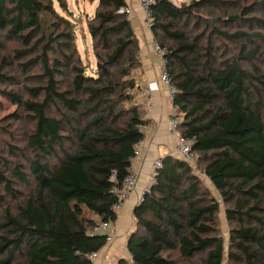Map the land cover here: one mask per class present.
I'll list each match as a JSON object with an SVG mask.
<instances>
[{"label":"trees","instance_id":"1","mask_svg":"<svg viewBox=\"0 0 264 264\" xmlns=\"http://www.w3.org/2000/svg\"><path fill=\"white\" fill-rule=\"evenodd\" d=\"M212 3L154 0L149 11L176 89L177 132L195 141L198 166L229 207L227 244L218 230V204L201 194L200 176L167 155L134 209L130 262L118 264H264V70L256 64L263 54L257 43L264 45V17L257 14H264V0L224 20L239 30L191 37L186 23ZM124 6V0H97L87 23L95 72L86 75L75 27L53 0H0V85L12 88L0 96L26 113L32 130L25 148L34 154L28 173L20 163L7 171L13 180L0 166L6 221L0 264H92L89 256L106 245V236L93 229L115 222L113 190L149 124L136 101L139 42L129 18L118 13ZM212 40L234 44L239 61L217 64ZM35 70L41 75H31ZM31 80L37 85H25ZM14 88L33 101H23ZM29 178L34 190L11 215L6 198L20 197L13 183L26 187ZM84 211L99 222L85 221Z\"/></svg>","mask_w":264,"mask_h":264},{"label":"rangeland","instance_id":"2","mask_svg":"<svg viewBox=\"0 0 264 264\" xmlns=\"http://www.w3.org/2000/svg\"><path fill=\"white\" fill-rule=\"evenodd\" d=\"M212 1V4L206 5L195 11L190 21L186 23L185 26H188L186 30L190 32L191 37L202 32L209 35L212 29H216L223 33H233L239 30L238 23L231 25L225 23L224 20L231 15H241L244 8L260 0ZM96 2L97 0H62V3L65 5V10H62L56 0H53L55 11L67 18L75 27L77 51L86 75H93L95 72V59L92 53L90 37L87 32V23L88 20L93 17ZM257 16L264 17V14H257ZM210 44L215 52L214 58L217 64L225 62L226 60H238L237 55L239 50L234 44L229 43L227 40H212ZM257 44L261 46L263 54L260 57L261 61H257L256 64L264 70V45L260 43ZM240 63L242 66L246 67L244 62ZM31 75L39 76L41 72L35 70ZM37 82V80H31L26 82L25 85L35 86ZM11 89V87L0 85V91H9ZM13 90L23 101H33L24 91H21L20 88H14ZM19 115L22 116L21 121H17L16 119V116ZM25 116L26 113L22 109H19L17 105H14L0 96V166L2 173L5 174L8 179H11V176L7 174V171L10 170L11 172V169H13L16 164H22L28 173L29 163L31 160H34V154L25 148L27 135L32 130L29 121L24 119ZM199 179L201 182V194H204L208 199H213L218 204V230L225 244H227V231L229 227L233 226L225 218V210L229 207L223 203L221 197L214 191L208 178L200 176ZM13 186L20 197L17 200L6 198V209L11 215L16 214L17 207L20 206L34 190V184L30 178L26 187H19L16 182L13 183ZM2 190L3 187L0 185V192ZM4 209V207H0V235H3L5 231V229L2 228V225L6 222ZM82 217L85 221L92 220L97 223L99 222L94 215L87 211L83 212ZM190 264H199V262L197 259H193L190 261Z\"/></svg>","mask_w":264,"mask_h":264},{"label":"crops","instance_id":"3","mask_svg":"<svg viewBox=\"0 0 264 264\" xmlns=\"http://www.w3.org/2000/svg\"><path fill=\"white\" fill-rule=\"evenodd\" d=\"M124 3L132 10L129 20L139 42V68L132 73V76L137 89H140L147 86V83L158 80L161 59L153 50L155 42L151 29L146 26L144 13L137 1L124 0ZM152 97L153 104L150 108L144 103L138 104L142 119L147 120L149 124L143 130L145 139L139 144L141 156L132 162L140 168L137 191L129 196L123 209L116 213L117 218L111 223L114 239L97 253V259L92 264H118L121 259L130 262L126 243L136 226L133 212L146 191L151 163L174 152L175 136L167 125L170 108L164 99L163 88L152 94Z\"/></svg>","mask_w":264,"mask_h":264},{"label":"built area","instance_id":"4","mask_svg":"<svg viewBox=\"0 0 264 264\" xmlns=\"http://www.w3.org/2000/svg\"><path fill=\"white\" fill-rule=\"evenodd\" d=\"M139 8L143 11L145 16L146 26L151 29L152 19L150 14V7L153 4L154 0H136ZM173 5L179 6L181 4H190L197 2L198 0H169ZM119 14H124L128 18L131 17L132 10L128 6H124L118 10ZM154 52L161 59V69L160 76L157 81L147 83V86L144 88L137 89L136 101L138 104L144 103L147 107H151L153 104L152 94L159 91L160 88H163L164 99L169 105V119L167 122L168 127L175 136V148L172 153L173 156L189 163L194 172L198 176H205V170L198 166V155L192 150L194 145V140L181 136L177 132V127L182 121V116L179 114L178 109L174 106V97L176 94V89L170 82L169 74L166 69V51L159 48L157 44L153 46ZM145 127H142L144 130ZM134 159L141 156V150L139 145H134L133 148ZM161 167V159H156L151 163V171L148 176V184L145 193L156 183V178L158 176V170ZM139 166L134 165L133 163L128 169L127 176L123 182L114 188L113 192L116 195V201L114 202L112 209L117 213L121 211L124 207L125 201L137 191L138 182H139ZM143 194V197L145 195ZM142 200V199H141ZM95 234H104L106 236L105 243L106 245L110 244L114 239V233L111 231L110 222H100L93 229ZM90 261L93 263L97 259V254H91L89 256Z\"/></svg>","mask_w":264,"mask_h":264}]
</instances>
